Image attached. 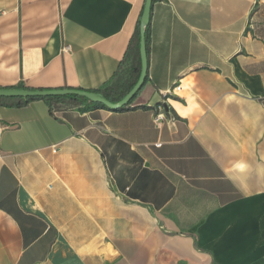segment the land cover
Listing matches in <instances>:
<instances>
[{
    "label": "crops",
    "instance_id": "0c3cea01",
    "mask_svg": "<svg viewBox=\"0 0 264 264\" xmlns=\"http://www.w3.org/2000/svg\"><path fill=\"white\" fill-rule=\"evenodd\" d=\"M145 2L0 0V89L119 103ZM150 22L126 110L0 105V264H264V0H156Z\"/></svg>",
    "mask_w": 264,
    "mask_h": 264
},
{
    "label": "water",
    "instance_id": "95a60500",
    "mask_svg": "<svg viewBox=\"0 0 264 264\" xmlns=\"http://www.w3.org/2000/svg\"><path fill=\"white\" fill-rule=\"evenodd\" d=\"M153 0H146L140 27V59H141V74L137 84L124 97L122 101L117 104L110 102L104 95L94 92H84L77 90H26V89H0V99H31L44 97H68L75 96L85 98L94 103H100L110 109H121L128 105L138 94L143 87L148 74V54L146 44V27L150 23Z\"/></svg>",
    "mask_w": 264,
    "mask_h": 264
},
{
    "label": "trees",
    "instance_id": "16d2710c",
    "mask_svg": "<svg viewBox=\"0 0 264 264\" xmlns=\"http://www.w3.org/2000/svg\"><path fill=\"white\" fill-rule=\"evenodd\" d=\"M156 0H153V3ZM141 18L142 15L138 21V26L136 29V32L132 38L131 41V45L130 47H134V51L138 57L139 60V64H140V27H141ZM150 32H151V22L149 23V25L146 27V44H147V51L149 48V42H150ZM140 73V71H139ZM139 76V75H138ZM147 81V78L145 80V82ZM18 89H23V87H18ZM129 93V91H127L122 98H124L127 94ZM108 100H110L111 102H113V100H111L109 97H106ZM78 98H76L75 96H68L65 98H51V97H44V98H31V99H19L17 100V102L15 104H13V106L16 107H24L26 105H28L30 102L33 101H39V100H43L45 101L49 106H50V110L52 111V104L55 102H59V101H74L77 100ZM135 99V98H134ZM134 99L126 106L122 107L120 110H126L131 104H133ZM0 105H8L6 99H0Z\"/></svg>",
    "mask_w": 264,
    "mask_h": 264
},
{
    "label": "built area",
    "instance_id": "2783aa9c",
    "mask_svg": "<svg viewBox=\"0 0 264 264\" xmlns=\"http://www.w3.org/2000/svg\"><path fill=\"white\" fill-rule=\"evenodd\" d=\"M179 89H181L180 85L177 86L175 90H179ZM163 121H164L163 114L156 115V117L154 118V123H155L156 127H158V128L161 127V125L163 124ZM2 131H3V128L0 126V135L2 134Z\"/></svg>",
    "mask_w": 264,
    "mask_h": 264
}]
</instances>
